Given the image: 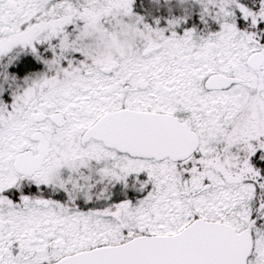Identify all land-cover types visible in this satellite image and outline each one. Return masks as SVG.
Listing matches in <instances>:
<instances>
[{
	"label": "snow or ice",
	"instance_id": "obj_1",
	"mask_svg": "<svg viewBox=\"0 0 264 264\" xmlns=\"http://www.w3.org/2000/svg\"><path fill=\"white\" fill-rule=\"evenodd\" d=\"M0 264H264V0H0Z\"/></svg>",
	"mask_w": 264,
	"mask_h": 264
}]
</instances>
